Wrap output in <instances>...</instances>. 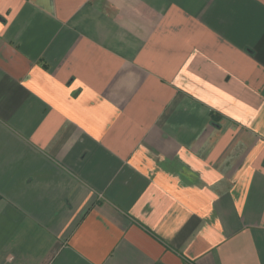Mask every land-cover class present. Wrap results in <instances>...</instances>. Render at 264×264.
Returning <instances> with one entry per match:
<instances>
[{
    "label": "crops",
    "instance_id": "obj_1",
    "mask_svg": "<svg viewBox=\"0 0 264 264\" xmlns=\"http://www.w3.org/2000/svg\"><path fill=\"white\" fill-rule=\"evenodd\" d=\"M0 264H264V0H0Z\"/></svg>",
    "mask_w": 264,
    "mask_h": 264
}]
</instances>
